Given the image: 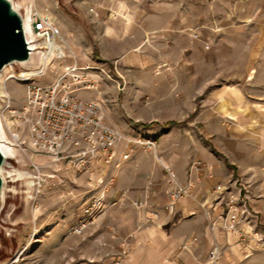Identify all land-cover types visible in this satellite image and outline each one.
I'll use <instances>...</instances> for the list:
<instances>
[{
    "label": "rangeland",
    "instance_id": "374dc122",
    "mask_svg": "<svg viewBox=\"0 0 264 264\" xmlns=\"http://www.w3.org/2000/svg\"><path fill=\"white\" fill-rule=\"evenodd\" d=\"M13 1H26L31 5L32 14L38 12L52 18L59 31L54 56L45 61L48 63L46 73L35 77L38 83L52 82L65 68L73 65L90 66L81 70L80 78L92 77L95 86L80 88L78 93L84 99L97 101L104 123L121 133L113 148L114 155L118 146L124 143L128 146L125 153H130L127 158L139 148L157 165L164 166L166 162L162 157L166 153L178 150L185 160L193 150L195 139L211 138L200 120L203 100L187 97V77L195 70L190 64L203 53L199 48L207 51L214 46L221 48L223 56L228 57V63L223 62L228 74L241 65L239 56L243 52L237 47V50H231L238 36L227 34L226 26L221 27L223 20L240 21L235 17L240 5L235 0H206L205 10L202 4H197L195 12L190 9L191 0ZM26 9L23 5L19 11L25 13ZM259 12V23L263 28L264 1L259 3ZM202 30L209 33L202 35ZM220 30L225 33L220 34ZM261 43H264V30L261 31ZM263 55L261 52L258 57L260 64H264ZM126 58L132 60V66L124 64ZM149 60L154 64L140 65ZM45 62L29 66L13 62L9 68L16 77L3 79L6 93L1 96L6 98L0 100L1 116L18 153L4 169L6 185L0 211V264H113L116 261L123 264V255L108 259L113 246L107 233L98 237V232H104V228H94L111 204L107 192L112 183L108 176L97 178L95 187H91L88 196L83 198L77 176L65 174L69 170L66 166L72 165L65 160L55 162L52 152L44 144H34L37 110L25 109L28 82L18 76ZM197 69L215 71L214 66L209 65L206 69L203 66ZM150 77L161 83L148 82ZM259 80L258 85L247 79L237 84L245 95L244 103L239 99L240 112L248 111L249 106L264 110V72L259 71ZM155 84L165 89L159 90L153 98L148 87ZM7 103L16 108V112L3 110ZM225 112L220 119L227 131L225 144L220 148L229 153L234 149L233 132L238 117L234 110ZM127 138L153 139L157 142V150L154 152ZM103 153L110 156V152ZM191 163L187 166V176ZM36 165L41 167V172ZM15 168L29 171V174L17 177ZM71 169L82 170L73 166ZM92 189L98 190L99 194L91 196ZM83 201L85 204L81 208ZM99 201L101 207L96 205L86 211ZM258 230V249L264 251V230Z\"/></svg>",
    "mask_w": 264,
    "mask_h": 264
},
{
    "label": "crops",
    "instance_id": "0c3cea01",
    "mask_svg": "<svg viewBox=\"0 0 264 264\" xmlns=\"http://www.w3.org/2000/svg\"><path fill=\"white\" fill-rule=\"evenodd\" d=\"M191 1L190 9L193 12L197 4H202L205 10L206 0ZM235 1L240 4L235 13L240 21L236 23L233 19L223 20L221 27L224 29L226 26L224 30L229 32L227 34L238 36L237 45L232 44L231 50L237 47L243 52L239 56L241 65L236 67L234 73L228 74L223 63L224 60L228 63V57L223 56L221 48L214 46L208 48V51L199 48L203 53L190 64L195 70L187 77V97L193 100L199 97L203 100L200 120L211 138L195 139L193 150L185 160L178 150L162 157L172 166L180 184L188 182L186 170L193 159L202 158L206 161L208 166L190 194L178 198L171 208L164 166L157 165L150 155L139 148L124 159L122 154L128 151V146L124 143L118 146L112 158L108 153L98 154L90 168L72 171V166H66L69 169L65 172L66 175L77 176L78 189L83 198L88 196L91 187H95L97 178L108 176L112 183L107 192L111 204L94 227L104 228V232H98V237L107 233L106 237L113 246L109 260L123 255V264H264V251L258 249L260 243L252 226L242 224L238 229L226 232L220 228L213 229L210 224L211 216H217L223 209L219 205L213 210L215 189L233 188L236 180L241 178L249 184V204L258 212L257 227L264 230V110L249 106L248 111L240 112L239 106L242 99L245 102V95L237 86L244 79L258 85L259 71L264 72V64L258 61L260 53L264 52V43H261V31L264 27L261 28L259 23V3L264 0ZM208 33L206 30L200 31L202 35ZM211 60H214L213 63ZM124 64L132 66L133 62L126 58ZM152 64L153 60L140 62L145 67ZM208 65L214 66L213 73L197 69L202 66L206 69ZM148 82L161 83L151 77ZM148 89L154 98L159 90L165 88L155 84ZM225 110H234L238 117L237 128L233 132L235 145L229 153L220 148L225 144L224 135L227 131L220 119L226 114ZM149 181H152L150 192ZM91 194L95 196L99 193L97 190ZM134 200H146V203L136 206L133 204ZM84 204L83 201L81 208ZM192 241L193 246L184 247ZM215 246L219 248V255L214 260L210 252Z\"/></svg>",
    "mask_w": 264,
    "mask_h": 264
},
{
    "label": "built area",
    "instance_id": "2783aa9c",
    "mask_svg": "<svg viewBox=\"0 0 264 264\" xmlns=\"http://www.w3.org/2000/svg\"><path fill=\"white\" fill-rule=\"evenodd\" d=\"M30 25L28 26L24 21V30L31 55L33 53L34 56L45 54V57L51 60L54 56L55 39L59 34L52 18L36 12L32 14ZM12 64L9 63L5 67H11ZM47 65L45 63L33 70L22 72L18 76L28 82L25 109L37 110L38 117L34 124L37 135L34 136V144L38 146L44 144L45 148L52 152L55 162L65 160L77 169L91 166L100 153L110 152V156H114L113 148L122 136L121 133L116 128L104 123L97 101L84 99L78 93L80 88L95 86L92 77L80 78L81 70L88 69L90 66L82 68L73 65L65 68L52 82L38 83L35 77L44 75L47 71ZM12 75V72H9L4 77L9 79L13 77ZM84 81L85 83L80 85ZM4 97L6 98V96L0 95V100L5 99ZM6 109L17 110L10 103L3 106V110ZM0 110H2L1 107ZM37 123L39 125H36ZM127 139L154 152L157 150V142L153 139ZM129 154V152L125 153L124 158H127ZM163 165L168 174L167 183L171 208L174 207L178 198L191 193L195 183L201 180V176L208 166L203 160H194L190 164L188 182L182 185L177 182L173 168L166 163ZM36 168L41 172L40 166L36 165ZM151 185L152 181H149L148 192H150ZM225 188L217 187L215 189L216 201L213 210L219 205H222L223 209L217 216H211V228L231 231L238 229L242 224H247L252 226V231L256 235H259L258 212H255L249 204L250 189L248 183L243 179H238L233 188ZM144 203L146 200L142 202L133 201L136 206ZM96 205L102 206L100 201L94 202L91 208H86V211L93 209ZM193 243L194 241L187 243L184 247L190 248ZM218 255V247L215 246L210 252V256L215 260ZM113 264H120V261Z\"/></svg>",
    "mask_w": 264,
    "mask_h": 264
},
{
    "label": "water",
    "instance_id": "95a60500",
    "mask_svg": "<svg viewBox=\"0 0 264 264\" xmlns=\"http://www.w3.org/2000/svg\"><path fill=\"white\" fill-rule=\"evenodd\" d=\"M31 58L24 17L12 0H0V70L13 62H23ZM7 158L0 147V211L3 202L6 179L1 171Z\"/></svg>",
    "mask_w": 264,
    "mask_h": 264
},
{
    "label": "bare ground",
    "instance_id": "6f19581e",
    "mask_svg": "<svg viewBox=\"0 0 264 264\" xmlns=\"http://www.w3.org/2000/svg\"><path fill=\"white\" fill-rule=\"evenodd\" d=\"M13 4H14V6L17 9H20L21 6H23V5L27 6V9H26L25 13H22V15L24 17L25 23L28 24V26H31L30 23H31V20H32V11H33L32 8H31V5H27L26 1H23L21 3L13 1ZM31 56L32 57L29 60L22 62V64H24V66L34 65L36 62H37L38 65H40L41 63H43L45 61L48 62L47 58L45 57V54L34 56V53H33ZM8 72H13V70L11 71V69L9 67H4V69L0 70V83H1L0 95L6 93V86H5L4 82H3V79H4V75L7 74ZM12 76L16 77L15 74H13ZM6 129H8V128H6ZM6 129H5V125L3 123V119H2V116H1V110H0V147H1L2 151L4 152L6 158H7L6 164H10V159L14 155H17L18 149L15 147V143L9 138L10 134L9 135L7 134ZM4 169H5V166L1 168V171L3 172V174H4ZM15 171L18 173L17 177H18V175L23 176V175L29 174V171L28 172L27 171H23V170H20L18 168H15ZM28 182H30V181H28Z\"/></svg>",
    "mask_w": 264,
    "mask_h": 264
}]
</instances>
